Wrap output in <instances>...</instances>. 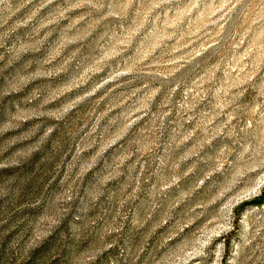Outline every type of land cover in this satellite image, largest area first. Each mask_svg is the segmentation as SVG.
<instances>
[{"label":"rangeland","instance_id":"374dc122","mask_svg":"<svg viewBox=\"0 0 264 264\" xmlns=\"http://www.w3.org/2000/svg\"><path fill=\"white\" fill-rule=\"evenodd\" d=\"M0 264H264V0H0Z\"/></svg>","mask_w":264,"mask_h":264}]
</instances>
